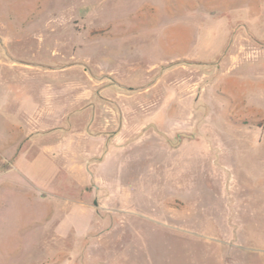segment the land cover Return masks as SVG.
<instances>
[{
  "label": "rangeland",
  "instance_id": "obj_1",
  "mask_svg": "<svg viewBox=\"0 0 264 264\" xmlns=\"http://www.w3.org/2000/svg\"><path fill=\"white\" fill-rule=\"evenodd\" d=\"M0 264H264V0H0Z\"/></svg>",
  "mask_w": 264,
  "mask_h": 264
},
{
  "label": "crops",
  "instance_id": "obj_2",
  "mask_svg": "<svg viewBox=\"0 0 264 264\" xmlns=\"http://www.w3.org/2000/svg\"><path fill=\"white\" fill-rule=\"evenodd\" d=\"M114 137H112V138H110L109 139V143H110V140H111V142L113 143V149H115L116 148V144H117V139H118V137H119V135H120V132L118 131V132H116V133H114ZM76 164V163H75Z\"/></svg>",
  "mask_w": 264,
  "mask_h": 264
},
{
  "label": "water",
  "instance_id": "obj_3",
  "mask_svg": "<svg viewBox=\"0 0 264 264\" xmlns=\"http://www.w3.org/2000/svg\"><path fill=\"white\" fill-rule=\"evenodd\" d=\"M183 136L192 137L191 134H188V133H185V132L180 133L179 136H178V141H177L176 144H178V143L182 140ZM170 142H171V141H170Z\"/></svg>",
  "mask_w": 264,
  "mask_h": 264
}]
</instances>
